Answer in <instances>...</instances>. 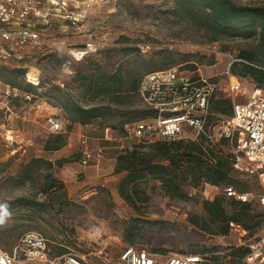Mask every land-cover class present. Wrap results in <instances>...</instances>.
Here are the masks:
<instances>
[{
  "label": "rangeland",
  "instance_id": "obj_1",
  "mask_svg": "<svg viewBox=\"0 0 264 264\" xmlns=\"http://www.w3.org/2000/svg\"><path fill=\"white\" fill-rule=\"evenodd\" d=\"M235 1L254 6L264 5V0ZM90 2L87 18L79 23H72L60 8L46 6L42 17L26 21L35 25L45 43L24 47L10 45L11 56L5 65L22 71L24 82L29 81L36 86L33 94L46 104L43 110L34 112L22 99L15 102L9 100V110L0 112V124L11 126L18 132L16 143L8 146L0 144V249L12 253L20 234L33 231L46 239L50 259H53L59 248H64L66 252L84 256L85 264H120L118 255L128 246L122 237L127 223L132 219L142 224L158 220L168 224V229L160 231L154 227L147 230L144 225V236L150 237V240L138 241L132 247L164 256L186 255L193 249L206 248L209 252L204 254L205 264H246L244 258L230 254L234 249L245 247L255 240L264 223L253 233L238 227L230 230L226 236L208 235L193 226L189 218L203 215L201 202L223 196L220 187L208 185L196 188L183 186L188 197L177 199L166 196L158 181L148 179L141 184L147 202H137L138 209L131 208L117 193L119 180L117 176L113 177L114 173L101 175L105 179L102 183L101 180L96 183L93 178L86 179L80 171L79 167H83L80 153H75L71 145L80 146L79 138L85 135L79 134L78 124L69 126L65 111L57 103L61 100L83 107L101 106L110 115L90 124L108 127L117 138L126 140L125 145H131L129 148H132L137 140L123 133L125 123L121 122H131L135 118L132 112L142 109L139 98H126L121 106L112 104L107 98L92 101L80 87L79 74H89L96 66L112 73L121 65L127 71L134 66L133 71L141 77L150 63L158 67L167 65L165 68L189 64L191 61L200 68L202 76L214 77V81L220 84L219 88H222L227 78L223 71L227 68L228 56L236 58L241 50L255 48L256 39L229 38L209 42L201 31L172 13L173 0ZM90 41L98 46L97 49L80 58L78 53ZM121 48H136L138 51L125 58L120 53ZM238 81L247 91L253 84L249 78H238ZM218 96L225 95L219 91ZM3 101L5 98L0 96V106ZM51 114L62 121L63 131L50 130L47 117ZM225 119L226 116L220 115L215 125H221ZM111 125L116 128L112 129ZM216 132L217 128L211 130L214 141L219 140ZM58 133L66 136V145L70 143L68 152H65L67 156L64 153L61 155V159L68 162L61 167L53 165L50 171L42 169L32 181L18 184L16 176L21 165L29 159L45 157L55 163L56 157L50 156L52 152L45 151L43 146L50 136ZM224 150L229 152L231 148L225 146ZM243 165L241 158L238 166ZM48 172L63 185L64 181L73 187L74 184L84 185L70 192L68 200L60 209L50 207L40 211L32 207V212L38 215L27 218L28 215L24 213L27 206H12L21 198L48 204V194L40 193L50 182L46 177ZM233 176L244 182L253 206L258 212L264 213V208L257 202L259 186L256 178L238 168H235ZM64 199L65 194L60 193L52 197L51 203L57 206ZM6 210L10 212L5 214ZM15 264L28 263L22 255L17 254Z\"/></svg>",
  "mask_w": 264,
  "mask_h": 264
},
{
  "label": "trees",
  "instance_id": "obj_2",
  "mask_svg": "<svg viewBox=\"0 0 264 264\" xmlns=\"http://www.w3.org/2000/svg\"><path fill=\"white\" fill-rule=\"evenodd\" d=\"M172 13L201 31L209 42L229 38L256 39L255 48L241 50L237 54L236 58L240 61L231 64L230 72L239 78H249L253 85L264 88V5L241 4L235 0H173ZM137 51L136 48H121L120 53L123 57L128 58ZM164 66L158 67L155 63H150L141 77L154 70L173 67L163 68ZM181 67L185 69L196 68L191 61L189 64L181 65ZM132 68L127 71L123 70V66L120 65L114 72L108 73L101 69V66H96V69L89 74H79L78 81L80 87L92 101L107 98L112 104L121 106L125 103L126 98L136 96L139 98L137 89L141 77ZM22 74L23 72L17 68L0 65V80L4 84L21 93L33 94L36 86L24 82ZM19 99L21 98L18 96L11 101L15 102ZM57 104L65 111L69 126L74 124L89 125L94 120H103L110 115V112L105 111L101 106L83 107L76 103L62 102L61 100H58ZM0 112L2 111L0 110ZM132 113L135 114V118L131 122L123 121L121 123H125L124 125L131 124L152 114L145 109L134 110ZM231 113L232 103L230 99L213 98L209 106L207 124L213 126L217 117L222 115L228 118ZM111 128L115 129L116 126L111 125ZM123 133H125L124 127ZM65 145L66 136L58 133L48 138L43 149L53 152ZM225 146H229L226 139L219 138L218 141H214L209 140L204 135H199L194 140L139 142L115 159L113 173L122 176L116 186L117 193L133 209H138L136 208L137 202H147L141 184L148 179L158 181L164 194L169 198L187 199L188 196L183 191V186L192 188L203 185L220 188L232 186L235 191L246 193L248 189L244 182L233 176L235 156L231 151H225ZM65 162L68 160L59 159L53 163L42 157L31 158L21 165L16 180L18 184L32 181L42 169L50 171L53 165L61 167ZM46 177L50 182L41 189L40 193L48 194V204L21 198L12 207L27 206L24 212L28 215L27 218L34 214L38 215L35 211L32 212V207L40 211L50 207L60 209L67 200H63L57 206L52 205L51 200L53 193L62 189L64 185L61 181L56 180L51 172H48ZM225 197L227 196L223 194V196L215 197L213 200H203L201 202L203 215L190 216L189 222L204 233L214 236H226L234 226L241 227L250 233L257 231L262 226L264 213L258 212L252 201L240 202L233 197ZM9 212L10 210L4 211L5 214ZM144 225H146L147 230L156 227V229L164 231L169 227L168 224L158 220L147 221L142 224L132 219L127 223L122 233L123 240L128 246H133L138 241L150 240V237L144 236L146 231ZM25 233L20 234L17 242ZM208 252L209 250L206 248H201L193 249L189 253L205 254ZM64 253L66 250L59 248L53 258ZM246 253V247H239L234 249L230 255L244 258ZM48 257L50 258L49 249Z\"/></svg>",
  "mask_w": 264,
  "mask_h": 264
},
{
  "label": "built area",
  "instance_id": "obj_3",
  "mask_svg": "<svg viewBox=\"0 0 264 264\" xmlns=\"http://www.w3.org/2000/svg\"><path fill=\"white\" fill-rule=\"evenodd\" d=\"M69 2V3H68ZM58 7L72 23L83 22L90 10V0H0V65H5L11 56L10 45L24 47L41 45V39L35 25L26 21L40 18L45 7ZM97 45L86 42L78 54L80 58L89 51H95ZM227 68L223 71L226 83L222 88L214 77H204L200 68L185 69L174 66L158 69L144 74L138 83V96L141 108L150 111L151 116L124 126L125 134L137 140V143L172 141L178 139H196L199 135L212 140L211 130L217 128L218 138L227 140L235 156L234 167L245 174L254 176L258 182V204L264 208V88L251 85L247 91L241 86L237 76L230 72V66L237 58L228 56ZM26 80L27 74H26ZM29 82V81H28ZM31 83V82H30ZM222 91L232 103L231 116L221 125L207 124L211 99L220 97ZM0 96L5 98L0 110H9V100L20 97L29 104L34 112L43 110L44 100L29 92H19L0 80ZM49 128L53 132L63 131L62 121L54 115L47 117ZM109 128H106V131ZM18 132L11 126L0 124V144L8 146L16 143ZM80 163L86 165L92 153L87 146V138H79ZM242 158L244 165L239 167ZM227 197L240 202L250 201L248 193L235 191L232 186L221 188ZM234 228H238L234 226ZM246 264H264V225L257 238L245 245ZM17 254L22 255L28 264H85L84 256L71 252L50 259L46 239L40 234L29 231L23 234L14 246L13 252L0 249V264H15ZM120 264H205L204 254H171L169 256L148 252L127 246L118 255Z\"/></svg>",
  "mask_w": 264,
  "mask_h": 264
},
{
  "label": "crops",
  "instance_id": "obj_4",
  "mask_svg": "<svg viewBox=\"0 0 264 264\" xmlns=\"http://www.w3.org/2000/svg\"><path fill=\"white\" fill-rule=\"evenodd\" d=\"M77 130L79 131V134H83L87 138V146L92 153V158L89 165H83V167L80 166L79 169L83 173V175L86 176V179L93 178L96 183L99 182V180H101L102 183L105 177L101 178V175L107 172L113 173L116 157L125 152V150H127L131 145H125L126 140H120L115 136L113 130L108 129L106 131V128L104 127H95L91 124L85 126L78 125ZM69 146L70 143L63 146L57 151H53L52 155L50 156L56 157L57 160L61 159V155H63V153L64 156H67L65 152H68ZM71 148L75 150V153L80 152V150L82 149L81 146H78L77 144L71 145ZM48 160L52 161L51 158H48ZM114 176H117V180L122 177L120 174H113V177ZM64 183V187L57 193L53 194L52 197L57 194L64 193V200H68V195L70 194V192L76 191L84 185L81 184L78 186V184H74L75 186L73 187L71 183L70 185H68V183L65 181Z\"/></svg>",
  "mask_w": 264,
  "mask_h": 264
},
{
  "label": "snow or ice",
  "instance_id": "obj_5",
  "mask_svg": "<svg viewBox=\"0 0 264 264\" xmlns=\"http://www.w3.org/2000/svg\"><path fill=\"white\" fill-rule=\"evenodd\" d=\"M0 222H2V221H0Z\"/></svg>",
  "mask_w": 264,
  "mask_h": 264
},
{
  "label": "bare ground",
  "instance_id": "obj_6",
  "mask_svg": "<svg viewBox=\"0 0 264 264\" xmlns=\"http://www.w3.org/2000/svg\"><path fill=\"white\" fill-rule=\"evenodd\" d=\"M81 55V54H80Z\"/></svg>",
  "mask_w": 264,
  "mask_h": 264
}]
</instances>
